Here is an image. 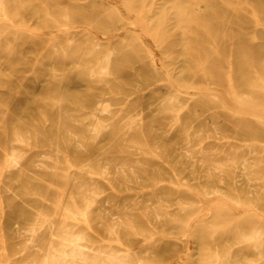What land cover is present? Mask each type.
Returning a JSON list of instances; mask_svg holds the SVG:
<instances>
[{
  "label": "rangeland",
  "instance_id": "obj_1",
  "mask_svg": "<svg viewBox=\"0 0 264 264\" xmlns=\"http://www.w3.org/2000/svg\"><path fill=\"white\" fill-rule=\"evenodd\" d=\"M10 1L33 38L0 28V264H42L63 224L122 255L135 231L158 234L124 264L221 253L225 264H264V0ZM137 114L144 137L114 133ZM174 122L176 134H164ZM97 124L110 127L96 139ZM14 155L20 163L8 166ZM155 159L169 187L126 192L162 179ZM217 200L226 205L212 223ZM65 209L81 211L78 222Z\"/></svg>",
  "mask_w": 264,
  "mask_h": 264
},
{
  "label": "bare ground",
  "instance_id": "obj_2",
  "mask_svg": "<svg viewBox=\"0 0 264 264\" xmlns=\"http://www.w3.org/2000/svg\"><path fill=\"white\" fill-rule=\"evenodd\" d=\"M18 7V6H14L11 4V1L10 0H0V28L2 27H5L7 28V24L8 25H11L12 27H16V28H20L23 32V34H29L31 35V37L33 38V31L30 29L29 25L27 24L26 27H21V26H18V24L16 23L18 17H17V14H20V10H16L15 8ZM117 9V8H116ZM17 12V13H16ZM104 12L108 13L107 12V9H104ZM62 16L63 18L68 21L70 19V16L68 15V12H67V9L64 8L62 10ZM107 17H111L110 14L108 13L107 14ZM27 19V18H26ZM25 19V20H26ZM132 22V21H130ZM139 24V23H138ZM134 25V23H133ZM140 25V24H139ZM66 30H70V27L66 24L63 25ZM141 26V25H140ZM83 27V26H82ZM134 27V26H133ZM15 28V29H16ZM64 28V29H65ZM79 29V28H77ZM91 29V28H90ZM142 29V28H141ZM65 30V31H66ZM73 30V29H72ZM76 30V29H75ZM196 30V29H195ZM71 31V30H70ZM69 31V32H70ZM126 31V30H125ZM145 31V30H144ZM95 32V31H94ZM141 32V31H140ZM197 32V31H196ZM195 32V33H196ZM58 33H59V30H58ZM68 33V32H66ZM143 33V31H142ZM198 33V32H197ZM39 34V33H38ZM53 35V34H52ZM55 35V34H54ZM50 36V35H49ZM96 36V35H95ZM201 44V43H200ZM203 45V44H201ZM230 45V44H229ZM205 46V45H203ZM206 48V47H205ZM227 51V50H226ZM71 52V51H70ZM110 52V51H109ZM112 53V52H111ZM228 53V51H227ZM151 54V53H150ZM112 55V54H111ZM113 56V55H112ZM111 56V58H112ZM152 57V55H151ZM154 57V56H153ZM152 60V59H151ZM101 61V60H100ZM153 61V60H152ZM109 62L110 61H106L105 65L102 66L100 69L102 71L106 70V68L108 67L109 65ZM158 63V61H157ZM101 64V63H99ZM160 65V64H159ZM162 70V69H160ZM126 71V70H125ZM165 73V72H164ZM167 73V72H166ZM168 79L171 81V76L169 74H166ZM61 77L65 76L64 74H61L60 75ZM173 82V81H172ZM171 82V83H172ZM174 84V83H173ZM172 84V85H173ZM158 85V84H157ZM177 85V84H176ZM236 89V88H235ZM219 90V89H217ZM239 90V89H238ZM189 91V90H187ZM194 91V90H193ZM197 91V90H196ZM198 92V91H197ZM201 95H203V91L199 92ZM212 93V92H211ZM229 93V92H227ZM232 93V92H231ZM230 94V93H229ZM240 94V93H239ZM193 95V94H192ZM195 95V94H194ZM209 95V94H208ZM212 95V94H211ZM216 95V94H215ZM223 95V94H222ZM233 95V94H232ZM187 96V95H185ZM206 96V95H205ZM246 96V95H245ZM191 97V96H190ZM190 97H188L186 99V103L187 105L189 104V101H190ZM196 97V96H195ZM198 97V95H197ZM211 97V96H210ZM216 97V96H215ZM220 97V96H219ZM219 97H217V100L219 101ZM222 97V96H221ZM226 97V96H225ZM228 97V96H227ZM233 97H235L233 95ZM213 98V97H212ZM231 98V97H230ZM226 99V98H225ZM233 99V98H232ZM231 100V99H229ZM240 100V98H239ZM238 100V101H239ZM173 101V100H172ZM236 101V100H235ZM242 101V99L240 100ZM244 102V100H243ZM58 100L56 102V104L58 105V109H60V105L58 104ZM238 103V102H237ZM241 103V102H240ZM183 105V104H182ZM181 105V106H182ZM95 109L96 108H99L101 107L102 109L101 110H107V106H101L99 103H97L95 105ZM228 107V106H227ZM225 108V107H224ZM244 108V107H243ZM154 110V109H153ZM174 110V109H173ZM182 110V109H181ZM208 110V109H207ZM180 111V110H179ZM252 111V110H251ZM254 111V110H253ZM211 112V111H210ZM231 113V112H230ZM262 113V112H261ZM236 114V113H235ZM247 114V113H246ZM263 114V113H262ZM261 114V115H262ZM153 116V115H151ZM177 121L179 120L180 116L177 115ZM264 116V114H263ZM184 117V115H183ZM252 118V117H251ZM255 118V117H254ZM153 123V122H152ZM151 123V125H152ZM177 125V122H174V123H171L169 124L168 127L165 128V130H163V133L166 134V135H170L172 134V137H173V134L175 135V126ZM143 126H144V118L140 115V114H137V115H134L131 117L130 119V122L128 124H126V126L124 127H121V126H118L116 130H114V133L115 134H122V135H126V134H129V133H136L138 136L141 135L142 137H144V132H143ZM109 124H97L94 128L91 129V132H93V134L95 135L96 139L100 136H102L104 134V131H106L108 128H109ZM159 128V127H158ZM161 129V128H160ZM217 129V128H216ZM158 131V130H157ZM67 132L68 133H71L73 135H75V133L73 131H71L70 129H67ZM163 135V134H161ZM178 137V136H177ZM177 137H174L173 139L177 138ZM215 138V137H214ZM146 141V140H145ZM178 142V141H177ZM158 148V146H156ZM176 149V148H175ZM7 155V154H6ZM173 155V154H172ZM8 156V155H7ZM168 157V156H167ZM176 157V155H175ZM19 155H14V156H11L9 157L8 161H7V165L8 166H14V165H17L18 163H20V160H19ZM174 158V157H173ZM171 159V158H170ZM156 160V165H157V170L158 171L157 173H160L159 175H162V179H156V180H153V183L148 185V186H145V187H140V188H133V189H128L126 190V192H129V191H133V192H140V191H147V195L149 194H155L157 192H159L160 190H164L166 188H168L166 185H164L166 183V180L163 179L164 175H166L168 173V169H166L164 167V163L161 162V161H158L157 159ZM172 162V160H171ZM108 163V162H107ZM235 163V162H234ZM184 164V163H183ZM186 164V162H185ZM72 167V166H71ZM83 167H85V170H87L89 173L92 174L90 168H89V165L87 164H84ZM146 167V166H145ZM80 169V168H79ZM82 169V168H81ZM184 168H182L183 170ZM220 170V169H219ZM132 171V170H131ZM146 171V170H145ZM152 171V170H151ZM153 172V171H152ZM200 172V171H198ZM121 172L120 171H115L114 174L116 177H120V174ZM182 173V172H181ZM188 174V173H187ZM90 175V174H89ZM93 177V176H92ZM153 177V176H152ZM191 177V176H190ZM189 177V178H190ZM193 177V176H192ZM202 177V176H201ZM194 181V179L192 180ZM229 181V180H228ZM240 181V180H239ZM1 182V181H0ZM179 182V181H178ZM241 182V181H240ZM1 184V183H0ZM206 184V183H205ZM229 184V183H228ZM227 184V186H228ZM245 184V183H244ZM111 186V185H110ZM212 186V185H211ZM215 186V185H214ZM173 187H178V185L175 186V184H173ZM178 188H181V187H178ZM184 188V187H182ZM186 188V187H185ZM188 189V188H187ZM115 190V189H114ZM191 190V189H190ZM251 190V189H250ZM103 191V190H102ZM11 192V191H10ZM192 192V191H191ZM95 193V192H93ZM196 193V192H195ZM144 193H138V194H135V198H137L138 196H141L143 195ZM146 194V193H145ZM144 194V195H145ZM194 194V193H193ZM198 194V193H197ZM256 196V194H255ZM159 197V196H158ZM201 197V196H200ZM208 197V196H207ZM257 197V196H256ZM202 198V197H201ZM214 198V196H213ZM1 199V197H0ZM206 199V198H205ZM215 199V198H214ZM203 200V199H202ZM208 200V199H206ZM2 201V200H1ZM232 205L235 204L236 206H238L239 204L236 203L235 200L233 199H229V201ZM227 202V204H228ZM2 203V202H0ZM90 203V202H89ZM205 203V202H204ZM208 203V201H207ZM211 203V202H210ZM209 203V204H210ZM3 205V203H2ZM1 205V207H2ZM226 205V202L223 201V200H217V201H214L211 206H209L208 208V211L209 213H213V219H211L212 223H215L216 221L218 222L219 221V215L221 214L222 210H223V207ZM234 205V207H235ZM242 205V204H241ZM87 206V205H86ZM230 206V205H229ZM240 206V205H239ZM244 206V205H243ZM89 207V206H88ZM204 208V207H203ZM242 208L239 207V209ZM247 208V207H246ZM3 209V207L1 208ZM236 209V208H235ZM238 209V210H239ZM249 209V208H248ZM248 209H243L244 211L248 212ZM250 209H251V206H250ZM66 210V209H65ZM88 210V209H87ZM204 210V209H203ZM3 211V210H1ZM251 211V210H250ZM254 211V210H253ZM66 213L67 214H70V215H73V219L77 220L78 222V219L75 218V215L81 213V211L79 210H70V209H67L66 210ZM84 217H86V212L82 213ZM207 214V213H206ZM201 214V211L200 212H196L193 216L190 217V219L188 220V222L186 223V228H185V231H186V234H189V235H192L194 236V229H193V224L198 220L200 219ZM210 215V214H209ZM260 215V214H259ZM4 216V215H3ZM203 216V215H202ZM82 217V216H81ZM44 218V217H43ZM208 218V217H207ZM206 218V219H207ZM67 219V217L65 218ZM87 219V218H86ZM205 220V219H204ZM254 220V219H253ZM87 221V220H86ZM1 222V221H0ZM46 223H47V228H53L55 223L53 221H50L49 219H46ZM1 224V223H0ZM86 225H89L88 223ZM1 226V225H0ZM75 226V225H74ZM162 227V226H161ZM90 228V227H89ZM2 230V229H0ZM60 230L64 232L65 236L61 237L60 238V244H61V247L59 249H53V248H50L48 250V252L46 253L45 255V258H44V262L42 264H124L126 262V259L129 257V255L132 254V250H133V247L136 245H140L139 248L141 251H144V252H148L152 247V243L156 241V237H158L157 233H147L145 230H142L140 232H137L135 231L134 233L131 234V237H130V240H128V245H127V248L125 249V255H122L120 254L119 252H116L114 251V249L111 247L110 249L108 250H103V249H95V248H92V247H88L86 246L85 244H83L82 241H84V237L81 236V235H76V234H73V233H70L69 230L70 228H68L67 225L63 224L61 227H60ZM257 230V229H256ZM92 231V230H91ZM99 231V230H98ZM264 233V232H263ZM95 234V233H94ZM2 235V233H1ZM54 237V236H53ZM99 237V236H98ZM186 237V236H185ZM254 236H252L251 238H253ZM56 238V237H55ZM125 238V236H124ZM123 238V239H124ZM128 238V237H127ZM262 238V237H261ZM3 237L1 238V241L3 242ZM57 239V238H56ZM249 239V238H248ZM247 240L246 239H241L238 241V243L240 242H243ZM259 240V239H258ZM125 241V240H123ZM192 241V240H191ZM254 241V239H253ZM252 241V242H253ZM250 243V241H249ZM2 244V243H1ZM117 244V243H116ZM192 244V243H191ZM260 244V243H259ZM118 245H121L120 243ZM123 245V244H122ZM166 246V245H165ZM2 247V246H1ZM50 247V246H49ZM123 247V246H122ZM163 247V245H162ZM262 247V246H261ZM138 248V249H139ZM3 249V248H2ZM135 249V248H134ZM155 249V248H154ZM163 250H166L164 247H163ZM212 250V249H211ZM3 251H6L5 250V247H4V250ZM140 251V252H141ZM157 251V250H156ZM167 251V250H166ZM169 251V250H168ZM167 251V252H168ZM136 252V251H135ZM162 253V251H160ZM165 253V251H164ZM6 254V253H4ZM167 254V253H166ZM223 253L221 254H218L216 256H211L209 254H207L206 256L203 257L202 259V263L203 264H211V263H214V264H225V259L223 260ZM161 256V255H160ZM165 256V255H163ZM138 257V256H137ZM188 257V256H187ZM154 258V257H153ZM229 259V257H228ZM257 261V260H247L245 264H254V262ZM187 262V261H186ZM138 263H140V258L138 259ZM236 264H240V263H237Z\"/></svg>",
  "mask_w": 264,
  "mask_h": 264
}]
</instances>
